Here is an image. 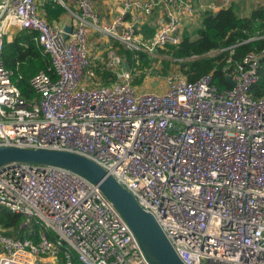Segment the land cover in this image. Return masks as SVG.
<instances>
[{
    "label": "built area",
    "instance_id": "built-area-1",
    "mask_svg": "<svg viewBox=\"0 0 264 264\" xmlns=\"http://www.w3.org/2000/svg\"><path fill=\"white\" fill-rule=\"evenodd\" d=\"M74 2L77 11L64 5L72 25L64 38L63 26L40 15L35 0H0V52L12 28L34 30L55 75L34 74L26 98L0 60V143L94 161L153 215L184 264H264V96L250 94L264 47L226 74L229 87L207 73L139 91L123 68L104 83L90 67L91 31L153 52L177 44L183 21L200 20L204 11L192 0H122L102 24L92 0ZM158 9L153 36L144 39L138 25ZM116 56L108 55L107 67L114 69ZM2 208L23 217L20 229L39 230L34 241L0 226V264H151L98 186L66 168L1 167Z\"/></svg>",
    "mask_w": 264,
    "mask_h": 264
},
{
    "label": "trees",
    "instance_id": "trees-1",
    "mask_svg": "<svg viewBox=\"0 0 264 264\" xmlns=\"http://www.w3.org/2000/svg\"><path fill=\"white\" fill-rule=\"evenodd\" d=\"M44 18L52 23L58 21L66 12L65 7L58 0H45L42 5ZM144 39L153 36L154 28L146 22L138 25ZM37 33L34 30L22 29L10 41L4 39L0 52V60L4 67L14 71L13 81L26 97H32L33 91L29 85L30 78L38 71H45L51 78L55 75L51 69L49 56L43 52L41 46L35 42ZM115 53L126 60L129 65L130 83L140 85L143 79L153 69L151 59L141 51L119 48L113 41ZM264 47V5L253 8L248 16H239L232 6L221 7L217 11L206 10L198 22V27L192 31V25L181 28L180 41L175 45L158 48L160 53L170 55L178 61V69L188 81H195L202 75L210 73L212 81L219 87H229L226 74L233 73L235 65L250 51H259ZM216 50V53H209ZM164 69L156 75L167 74L169 62L164 60ZM91 67V63H90ZM96 76L102 82L118 80L117 70L105 64L92 65ZM259 79L250 88L253 96H264V57L259 61ZM17 76H20L18 78ZM23 217L2 208L0 210V226L4 234L38 240L39 226L34 225L32 233L20 229ZM53 237L52 233H48ZM60 262L62 255H59ZM75 264H80L74 259Z\"/></svg>",
    "mask_w": 264,
    "mask_h": 264
},
{
    "label": "water",
    "instance_id": "water-1",
    "mask_svg": "<svg viewBox=\"0 0 264 264\" xmlns=\"http://www.w3.org/2000/svg\"><path fill=\"white\" fill-rule=\"evenodd\" d=\"M63 30V36L67 38L72 25H64ZM113 61L125 71L130 70L128 62L119 56L114 57ZM226 80L230 85H234L230 75H226ZM10 163L58 166L83 176L96 184L113 203L151 264H184L153 215L145 211L129 191L94 161L66 150L0 143V168Z\"/></svg>",
    "mask_w": 264,
    "mask_h": 264
},
{
    "label": "crops",
    "instance_id": "crops-1",
    "mask_svg": "<svg viewBox=\"0 0 264 264\" xmlns=\"http://www.w3.org/2000/svg\"><path fill=\"white\" fill-rule=\"evenodd\" d=\"M35 1L37 4L38 12L40 13V15H42L44 17V13L42 11V5L45 2V0H35ZM61 1L64 4H62L58 0V2L60 4H62L63 6L66 5V6H68V8L70 10L77 11V6H76L74 0H61ZM192 1L194 2V4L196 6L201 5L203 11H206V10L217 11L221 7L232 6L239 16H248L253 8H255L259 5H264V0H232L228 5H224V0H192ZM92 2H93V8H94L95 12L97 13V15L100 19V22L102 24H106L119 11L122 0H92ZM160 13H161L160 10L159 11L155 10L153 14H151L149 16H143L141 23L146 22L148 25H150L151 27L154 28V26H155V24H156V22L160 16ZM70 19H71L70 13L66 9V12L60 17V19L58 21H53V22L59 23L62 26H64V25L70 24ZM195 22L198 23L199 20H196ZM195 22H192L189 20L183 21L182 27L187 26L190 23H195ZM12 31H13V33L8 34V36L6 37L5 40L10 41L13 38V36L20 30L14 27V28H12ZM93 33H100V32L91 31L88 34L87 45H88L89 54L91 56V68H92V65L93 66H96L98 64H100V65L105 64L106 65V58L104 56L100 55V51H101L100 49H103V50L107 49V48H103L102 44L99 45L94 40H93V42L90 41L89 37ZM111 52H113V51H110L108 53L110 54ZM119 67L122 68V66H119ZM116 68H118V65L116 66ZM49 261H54V259H49Z\"/></svg>",
    "mask_w": 264,
    "mask_h": 264
},
{
    "label": "rangeland",
    "instance_id": "rangeland-1",
    "mask_svg": "<svg viewBox=\"0 0 264 264\" xmlns=\"http://www.w3.org/2000/svg\"><path fill=\"white\" fill-rule=\"evenodd\" d=\"M157 11H159V9ZM188 25H192V31L198 27L197 22L190 23ZM12 33H13L12 30L9 31V34H12ZM89 39L92 42H93V40L96 41L99 45L102 44L103 48H107L105 50L100 49L101 50L100 55L104 56L106 58V62L108 61V54H109L108 52L113 51L114 55H116L114 48H112V44H114L113 39L109 35H107L106 33H101V32L100 33H93L89 37ZM116 45L119 48L125 49V46L121 43H116ZM138 51H141V52H144L145 54H147V57L149 59H151V64L153 67V69H151V73L146 75V77L143 79V81L140 85L136 86V88L139 91H156V92L162 91L165 88V82H166L168 77H173V76H177V75L183 76V75H181V73L178 69L179 68L178 64H177L178 61H182V60L175 59V58H173L170 55L165 54V53H160L158 50H155L153 52H146L143 50H138ZM215 53H216V50H213L209 54L213 55ZM164 60L169 62L168 68L166 71L167 74H165V75H157L156 74L155 75L154 74L155 70H158L161 73L162 70L164 69V63H163ZM115 66H114V69L117 70V73H120L121 67L118 66V68H116ZM49 259L50 258H46L45 261H42V257H41V258H39V261L42 263H44V262L46 263L47 261H49Z\"/></svg>",
    "mask_w": 264,
    "mask_h": 264
}]
</instances>
